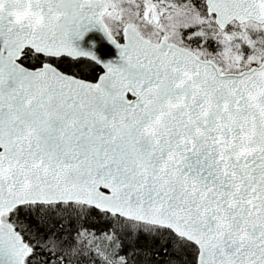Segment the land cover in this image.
Wrapping results in <instances>:
<instances>
[{
  "label": "snow or ice",
  "instance_id": "1",
  "mask_svg": "<svg viewBox=\"0 0 264 264\" xmlns=\"http://www.w3.org/2000/svg\"><path fill=\"white\" fill-rule=\"evenodd\" d=\"M0 264H264V0H0Z\"/></svg>",
  "mask_w": 264,
  "mask_h": 264
}]
</instances>
